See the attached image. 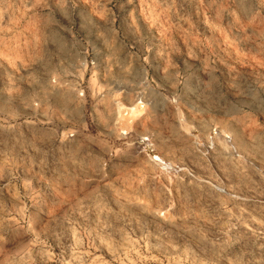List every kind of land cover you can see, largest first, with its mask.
Instances as JSON below:
<instances>
[{"label":"rangeland","instance_id":"obj_1","mask_svg":"<svg viewBox=\"0 0 264 264\" xmlns=\"http://www.w3.org/2000/svg\"><path fill=\"white\" fill-rule=\"evenodd\" d=\"M0 264H264V0H0Z\"/></svg>","mask_w":264,"mask_h":264},{"label":"bare ground","instance_id":"obj_2","mask_svg":"<svg viewBox=\"0 0 264 264\" xmlns=\"http://www.w3.org/2000/svg\"><path fill=\"white\" fill-rule=\"evenodd\" d=\"M141 111H142V107L139 104L135 105L134 112L140 113Z\"/></svg>","mask_w":264,"mask_h":264}]
</instances>
